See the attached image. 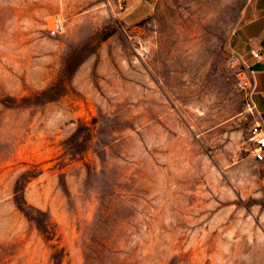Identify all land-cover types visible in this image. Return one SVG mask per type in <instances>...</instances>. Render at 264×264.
Here are the masks:
<instances>
[{
	"label": "rangeland",
	"instance_id": "rangeland-1",
	"mask_svg": "<svg viewBox=\"0 0 264 264\" xmlns=\"http://www.w3.org/2000/svg\"><path fill=\"white\" fill-rule=\"evenodd\" d=\"M241 2L0 0V264H264Z\"/></svg>",
	"mask_w": 264,
	"mask_h": 264
},
{
	"label": "crops",
	"instance_id": "crops-1",
	"mask_svg": "<svg viewBox=\"0 0 264 264\" xmlns=\"http://www.w3.org/2000/svg\"><path fill=\"white\" fill-rule=\"evenodd\" d=\"M155 0H125L124 14L130 22H136L149 15ZM232 52L243 58L254 72V103L264 124V70L263 63L254 59L250 50L261 49L264 58V0H242L234 31L230 37ZM259 171H264V163H257ZM264 177V176H263Z\"/></svg>",
	"mask_w": 264,
	"mask_h": 264
},
{
	"label": "built area",
	"instance_id": "built-area-1",
	"mask_svg": "<svg viewBox=\"0 0 264 264\" xmlns=\"http://www.w3.org/2000/svg\"><path fill=\"white\" fill-rule=\"evenodd\" d=\"M120 7H124L125 0H117ZM48 31L52 34H60L64 31V23L61 19L56 18L52 21ZM252 57L263 63L264 58L261 49L254 47L250 50ZM233 64L236 71V86L241 93L244 110L251 117V124L248 129V142L254 160L257 163H264V124L262 123L254 103L255 79L252 68L247 65L242 57L234 54ZM264 225V221H263Z\"/></svg>",
	"mask_w": 264,
	"mask_h": 264
},
{
	"label": "trees",
	"instance_id": "trees-1",
	"mask_svg": "<svg viewBox=\"0 0 264 264\" xmlns=\"http://www.w3.org/2000/svg\"><path fill=\"white\" fill-rule=\"evenodd\" d=\"M105 243H108V241L106 240Z\"/></svg>",
	"mask_w": 264,
	"mask_h": 264
}]
</instances>
